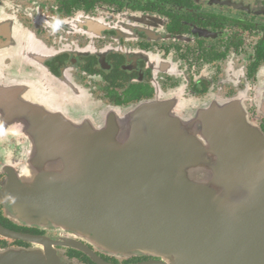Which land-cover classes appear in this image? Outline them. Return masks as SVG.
Segmentation results:
<instances>
[{
    "label": "water",
    "instance_id": "water-1",
    "mask_svg": "<svg viewBox=\"0 0 264 264\" xmlns=\"http://www.w3.org/2000/svg\"><path fill=\"white\" fill-rule=\"evenodd\" d=\"M44 75V74H43ZM0 71V139L21 146L0 202L10 218L60 237L0 236V264H264V134L239 101L103 106L55 78ZM49 83V85H48ZM94 249V250H93Z\"/></svg>",
    "mask_w": 264,
    "mask_h": 264
},
{
    "label": "flooded vegetation",
    "instance_id": "flooded-vegetation-1",
    "mask_svg": "<svg viewBox=\"0 0 264 264\" xmlns=\"http://www.w3.org/2000/svg\"><path fill=\"white\" fill-rule=\"evenodd\" d=\"M0 71L32 81L47 74L110 107L171 94L174 103L236 100L264 134V0H0ZM21 149L0 139V189ZM0 225L60 237L10 218L1 202ZM30 247L0 236V250ZM57 248L71 260L80 252ZM94 251L108 264L155 260ZM83 255L78 262L94 264Z\"/></svg>",
    "mask_w": 264,
    "mask_h": 264
},
{
    "label": "trees",
    "instance_id": "trees-1",
    "mask_svg": "<svg viewBox=\"0 0 264 264\" xmlns=\"http://www.w3.org/2000/svg\"><path fill=\"white\" fill-rule=\"evenodd\" d=\"M71 253H73V255L70 257L73 259V260H77L79 261L81 257H83L84 255L81 253V252H75V251H71ZM84 258H87L86 256H84ZM88 259V258H87ZM86 263L90 264V260H87Z\"/></svg>",
    "mask_w": 264,
    "mask_h": 264
}]
</instances>
